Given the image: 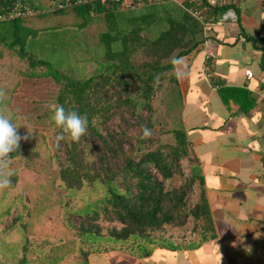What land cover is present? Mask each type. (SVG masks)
<instances>
[{"label": "trees", "instance_id": "1", "mask_svg": "<svg viewBox=\"0 0 264 264\" xmlns=\"http://www.w3.org/2000/svg\"><path fill=\"white\" fill-rule=\"evenodd\" d=\"M25 1L39 10L0 21V63L16 54L29 68L10 62L6 70L51 76L57 104L86 115L88 127L79 142L65 134L62 159L40 132L10 154L23 164L13 169L12 185L0 190V264H89L90 253L114 249L146 256L156 246H181L162 232L189 224L191 244L214 237L199 161L175 113L181 95L173 62L204 40L201 22L171 0L133 9L91 2L46 8L58 0ZM230 6L208 4L205 12L215 18ZM94 13L101 14L99 66L85 77L70 76L29 51L27 39L41 29L83 27ZM113 107L134 138L126 150L104 134ZM141 125L152 130L150 138H141ZM115 220L119 226L101 224Z\"/></svg>", "mask_w": 264, "mask_h": 264}, {"label": "crops", "instance_id": "2", "mask_svg": "<svg viewBox=\"0 0 264 264\" xmlns=\"http://www.w3.org/2000/svg\"><path fill=\"white\" fill-rule=\"evenodd\" d=\"M215 4L231 5L236 19L208 24L174 71L175 113L199 161L216 234L194 245L190 230L167 227L162 233L181 246L140 257L92 252L89 264H264V0Z\"/></svg>", "mask_w": 264, "mask_h": 264}, {"label": "rangeland", "instance_id": "3", "mask_svg": "<svg viewBox=\"0 0 264 264\" xmlns=\"http://www.w3.org/2000/svg\"><path fill=\"white\" fill-rule=\"evenodd\" d=\"M47 3V0H39ZM101 14L91 15L89 22L79 27L74 24L62 26H50L41 29L35 37L27 39L29 51L39 57L52 62L55 68L66 69L68 75L81 78L99 66V50L95 45L99 31V19ZM5 22L4 24H7ZM96 53V54H94ZM12 59L13 61H10ZM12 62L13 66L28 69L27 59H21L14 54L11 58H5L0 65L4 66L0 71V88L7 92L4 104L11 111L13 122L19 127L18 134L28 135L29 132H40L45 136L46 144L51 153L57 155L59 159L65 157L64 144L57 141V132L54 121L51 119L52 113L48 109L49 103H56V92L58 84L51 76H27L15 69L6 70V66ZM46 68L45 65H37L36 69ZM177 107V106H176ZM113 114L108 122V127L104 129V134L108 140L112 136L118 139L123 149H128L134 142L131 129L122 120L120 108L113 107ZM126 120L133 119L127 114ZM27 128H26V127ZM28 129V130H27ZM23 164L20 158L11 159V168H20ZM183 167L187 169V162L184 160ZM97 194V193H96ZM102 226L110 227L111 224L120 225L118 221H101ZM190 224L184 230L179 228L178 232L186 233Z\"/></svg>", "mask_w": 264, "mask_h": 264}, {"label": "clouds", "instance_id": "4", "mask_svg": "<svg viewBox=\"0 0 264 264\" xmlns=\"http://www.w3.org/2000/svg\"><path fill=\"white\" fill-rule=\"evenodd\" d=\"M173 63L176 64L178 61ZM6 96V90L0 88V190L9 188L12 185V177L15 175V171L11 168L12 157L10 154L17 152L21 140H28L32 134L29 131L25 136L18 134L20 126L18 127L13 122L12 113L4 104ZM47 107L52 113L51 119L62 130L61 134L57 136V141L63 140L67 134L73 142H79L81 137L86 134L88 127L86 115H81L74 110H66L62 105L56 103H49ZM141 131L142 139L152 136V130L146 125H141Z\"/></svg>", "mask_w": 264, "mask_h": 264}, {"label": "built area", "instance_id": "5", "mask_svg": "<svg viewBox=\"0 0 264 264\" xmlns=\"http://www.w3.org/2000/svg\"><path fill=\"white\" fill-rule=\"evenodd\" d=\"M160 1V0H58L46 8H62L73 3L91 2L100 3L103 5H118L121 8L133 9L144 3ZM190 14L195 16L202 24L203 31L207 25L213 22H221L227 19H236V12L233 7L225 9L218 17L208 16L205 8L208 4H215L218 0H171ZM39 9L35 8L25 0H0V21L10 20L21 16L31 15ZM211 54V52H208ZM207 54V55H209Z\"/></svg>", "mask_w": 264, "mask_h": 264}]
</instances>
